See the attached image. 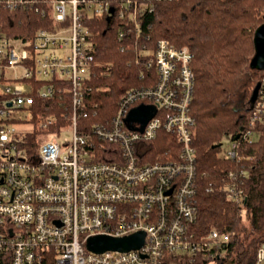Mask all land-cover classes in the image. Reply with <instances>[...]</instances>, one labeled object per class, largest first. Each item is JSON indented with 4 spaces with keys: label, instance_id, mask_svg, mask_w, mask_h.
Returning a JSON list of instances; mask_svg holds the SVG:
<instances>
[{
    "label": "built area",
    "instance_id": "1",
    "mask_svg": "<svg viewBox=\"0 0 264 264\" xmlns=\"http://www.w3.org/2000/svg\"><path fill=\"white\" fill-rule=\"evenodd\" d=\"M157 1L0 0V14L28 8L52 21L30 40L0 30V264H40V251L50 248L59 264H177L182 257L211 264L224 253L229 234L213 230L196 238L190 231L198 216L194 56L190 48L165 39L153 50L145 44L150 37L141 41L138 21L154 11ZM116 17L136 24V62L154 69L156 81L143 74L155 85L129 91L116 116L92 127L87 137L78 120L88 117L84 89L94 50L90 23L105 18L111 24ZM33 77L51 82L40 90L44 99L54 96L52 82L68 84L72 115L67 124L65 113L34 120L33 88L25 82ZM20 110L27 114L23 119L16 116ZM21 124L28 129L16 127ZM34 132L43 137L32 154ZM161 132L172 137L173 151L152 161L151 144ZM105 142L120 147L116 161H95ZM237 148L233 141L224 157L236 158ZM227 189L232 200L242 202L241 186ZM140 233L144 243L138 249L94 252L87 246L101 235ZM256 264H264V244Z\"/></svg>",
    "mask_w": 264,
    "mask_h": 264
},
{
    "label": "trees",
    "instance_id": "2",
    "mask_svg": "<svg viewBox=\"0 0 264 264\" xmlns=\"http://www.w3.org/2000/svg\"><path fill=\"white\" fill-rule=\"evenodd\" d=\"M153 5L154 11L138 21L141 41L150 37L145 44L153 50L158 41L165 39L178 48H190L194 56L191 110L196 119L193 144L197 154L198 216L190 231L196 238L213 230L230 235L218 264H256L258 249L264 244V70L251 67V62L256 53L255 31L264 24V0H161ZM50 22V18L28 8L0 14V30L11 38L30 40ZM90 25L94 50L91 76L84 89L88 117L78 120L81 134L87 137L92 127L105 125L116 116L129 91L155 85L148 79L155 70L136 62L140 55L135 23L116 17L111 24L102 18ZM121 31L125 32L124 38H120ZM25 82L33 88L35 121L53 114L59 118L62 113L67 116L65 124L70 121L72 94L66 89L68 84L52 82L54 96L44 99L40 90L51 82L35 77ZM258 87V97L252 103ZM248 105L255 106L250 109ZM252 118L255 121L251 125ZM248 131L251 134L246 138ZM42 135H30L32 154L37 152ZM159 137L151 144L152 161L173 151L172 137L164 132ZM226 138L237 143L236 158H225L220 147L213 148ZM102 146L96 162H114L120 156L117 144L105 142ZM231 173L234 178H230ZM230 185L243 188L242 202L229 197ZM40 252V264H59L54 249ZM180 259L177 264H194L189 257ZM209 261L199 260L196 264Z\"/></svg>",
    "mask_w": 264,
    "mask_h": 264
},
{
    "label": "water",
    "instance_id": "3",
    "mask_svg": "<svg viewBox=\"0 0 264 264\" xmlns=\"http://www.w3.org/2000/svg\"><path fill=\"white\" fill-rule=\"evenodd\" d=\"M254 43L256 48L255 56L252 59L251 67L264 70V24L259 26L255 31ZM259 87L256 88L252 103L258 97ZM239 136L236 137L238 139ZM221 147L215 146L214 149ZM144 243V235L142 233L125 238H113L105 235L97 236L89 240L88 249L94 252H103L106 250L126 251L130 249H138Z\"/></svg>",
    "mask_w": 264,
    "mask_h": 264
},
{
    "label": "rangeland",
    "instance_id": "4",
    "mask_svg": "<svg viewBox=\"0 0 264 264\" xmlns=\"http://www.w3.org/2000/svg\"><path fill=\"white\" fill-rule=\"evenodd\" d=\"M17 74L18 75H22L23 74V70L22 69H18ZM263 81H264V79H263ZM16 116H17L18 119H23V118H25L27 116V114H25V112L20 110V111H18ZM16 127L19 128V129L25 130V131L28 129V125H25V124L17 125ZM220 148H221V155L224 156L227 153V151H229L232 148V142H231L230 138H226L223 141V143H222ZM211 264H218V263L212 262Z\"/></svg>",
    "mask_w": 264,
    "mask_h": 264
},
{
    "label": "bare ground",
    "instance_id": "5",
    "mask_svg": "<svg viewBox=\"0 0 264 264\" xmlns=\"http://www.w3.org/2000/svg\"><path fill=\"white\" fill-rule=\"evenodd\" d=\"M60 115V114H59ZM37 121V120H36ZM21 125H23V124H21ZM26 125V124H25Z\"/></svg>",
    "mask_w": 264,
    "mask_h": 264
}]
</instances>
